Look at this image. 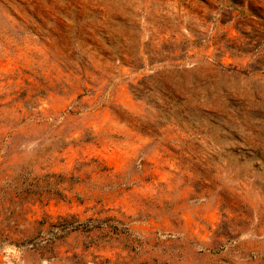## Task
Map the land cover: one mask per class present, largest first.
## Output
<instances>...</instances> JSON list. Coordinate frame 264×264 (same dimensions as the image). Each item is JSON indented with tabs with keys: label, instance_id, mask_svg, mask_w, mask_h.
Masks as SVG:
<instances>
[{
	"label": "rangeland",
	"instance_id": "1",
	"mask_svg": "<svg viewBox=\"0 0 264 264\" xmlns=\"http://www.w3.org/2000/svg\"><path fill=\"white\" fill-rule=\"evenodd\" d=\"M19 173L1 237L83 228L0 264H264V0H0V186Z\"/></svg>",
	"mask_w": 264,
	"mask_h": 264
},
{
	"label": "trees",
	"instance_id": "2",
	"mask_svg": "<svg viewBox=\"0 0 264 264\" xmlns=\"http://www.w3.org/2000/svg\"><path fill=\"white\" fill-rule=\"evenodd\" d=\"M22 178L23 175L19 173L17 176L11 177L0 186V205L2 203L4 205L7 201L21 203L25 199L26 194L29 193V190H31L34 185L25 183L24 181L21 182L20 179ZM39 197L40 195H37V198ZM91 221V219H88L87 223H90ZM38 226V232L31 238L8 241L6 237L0 236V247L7 242L8 245H13L18 248H30L41 251L44 254H51L53 253L55 246L59 244L68 233L82 229L83 223H79V221L75 220L73 217H71L70 220L59 217L57 222L50 223H47L42 219L38 221ZM84 228L86 230L89 229L87 226ZM45 231L47 232V238L41 235Z\"/></svg>",
	"mask_w": 264,
	"mask_h": 264
}]
</instances>
